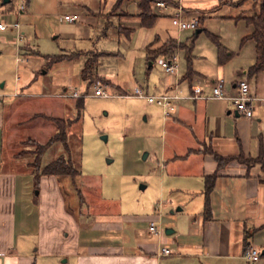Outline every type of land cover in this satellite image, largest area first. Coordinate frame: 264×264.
<instances>
[{
  "label": "crops",
  "instance_id": "0c3cea01",
  "mask_svg": "<svg viewBox=\"0 0 264 264\" xmlns=\"http://www.w3.org/2000/svg\"><path fill=\"white\" fill-rule=\"evenodd\" d=\"M103 1L104 11L99 8L92 13H109L117 0ZM162 1L168 8L158 7L166 9L160 15L155 12V2L150 4L151 12L156 15L155 23L163 15L171 19L176 7H182L188 17L201 18L202 22L222 11L225 14L219 17L235 25L244 24V34L240 36L236 50L223 45L230 54L224 63H218L216 52L213 59L216 67L211 72L193 70L196 75L188 81L182 79L185 69L182 73L178 72L176 78L178 89L184 95L190 93V85L196 78L203 84L205 95L210 94L215 79L222 78L228 81L227 85L246 79L250 94L261 98L255 104L253 116L249 119L240 117L229 102L221 100L182 99L176 104L173 113L168 116L170 119L165 120L163 125H169L179 148L172 149L160 162V193L164 195L165 191L168 192L166 204L178 206L176 212L187 207L188 212L185 217L170 222V228H167L170 233L163 235L160 230L159 234H151L154 241H147L136 236V228L125 225L124 219L128 220V217L120 213L104 212L99 206L91 211L87 204L86 209H82L79 190V202L69 209L68 198L63 195L61 185H66L68 178L73 183L75 178L42 174L37 179L32 166L34 148L29 145V153L24 155L12 152V131L17 124L13 117L18 112L17 107L31 104L33 109H39L38 112L30 111L32 119L28 125L35 133L44 136L45 128L42 129L35 118L43 116L41 111L44 107L51 108L52 100L46 94L24 95L17 88L13 96L23 95L27 98L25 102L4 103L0 100V264H37L38 257L44 258L41 264H264V176L259 165L247 168L232 160L219 169L213 155L205 151L209 148L223 157L242 155L245 158L262 156L264 159V71L248 74L255 61V43L249 39L241 44V39L252 32V26L239 17L252 15L256 0H244L239 5L235 3L241 0ZM122 10L111 15L108 24L104 21L98 38L110 37L109 29L124 32L126 36L136 30L149 29L141 24L136 0L123 3ZM72 14L78 15L76 12ZM200 26L199 23V33L204 30ZM147 36L143 46L146 57L148 45L157 47L169 37L182 42L169 36L159 43L158 35L154 41L146 42ZM176 56L177 61L180 56L184 57L183 51L178 50ZM15 61H20L18 54ZM15 80L18 83L20 78L17 76ZM175 80L171 76L165 78L159 94L170 93ZM68 87L64 86L62 91L68 90ZM60 94L55 97L64 98ZM55 104L60 107L57 102ZM54 131L55 128L47 131L49 137ZM30 138L28 141L32 144L34 140L43 144ZM5 146L8 153L4 150ZM43 156L41 166L48 163H42ZM22 158L27 159L20 166L17 162ZM7 162L13 165L6 168L4 163ZM19 171L26 173L27 177L32 175L33 203H30V185L27 181L19 183ZM214 173L217 177L208 196L206 211L204 178ZM31 205L36 207L35 215L30 213ZM148 225H145L147 231ZM248 245L260 251V258L254 263H248L242 257ZM162 247L169 248L171 254H160Z\"/></svg>",
  "mask_w": 264,
  "mask_h": 264
},
{
  "label": "rangeland",
  "instance_id": "374dc122",
  "mask_svg": "<svg viewBox=\"0 0 264 264\" xmlns=\"http://www.w3.org/2000/svg\"><path fill=\"white\" fill-rule=\"evenodd\" d=\"M104 4L103 0H0V22H18L23 32H20L22 40L18 43L15 29L0 31V100L4 103L25 102L27 98L23 95L13 96L17 88L24 95L51 96V108L44 107L41 111L44 117L35 118L39 126L45 128L44 136L35 133L28 125L32 119L30 111L38 112L39 109H33L31 104L17 107L18 112L13 117L17 124L12 131V152L29 153V147L34 148V143L28 141L30 137L43 143L49 137L47 131L55 128L53 122L46 118L58 116L71 120L66 128L68 151L56 143L46 151L42 160L46 164L64 154L79 170L73 183L68 178V181L64 180L68 186L61 185L63 195L68 198L69 209L79 202L81 192L82 209H86L87 204L91 211L99 206L104 212L120 213L128 217V220L124 219L125 225L136 228V236L154 241L145 225L154 221L166 235L165 229L170 228V222L185 217L188 212V207L176 212L178 206L166 204L168 192L165 191L164 195L160 193V162L179 145L178 141H174L169 125H163L170 117L163 118L159 106L132 96L131 92L140 87L148 94H159L165 78L169 76L156 63L159 57L148 59L145 56L143 46L146 34V42L154 41L157 35L159 43L169 36L188 42L195 31H178L170 18L163 15L152 28L136 30L129 36L109 29L110 37L98 38L104 21L108 24L111 15L123 11L122 6H112L109 13H92L99 8L104 11ZM164 10L157 7L155 12L160 15ZM73 12L80 17L77 21L63 19L64 14L72 15ZM221 12L205 19L202 24L200 22V28L204 30L194 39L192 49L191 67L195 71L211 72L216 67L213 59L217 50L206 32L218 36L221 44L230 50H236L239 38L244 34V24L235 25L219 17L225 14ZM80 50L108 51L114 55L95 60L93 74L84 82L80 72L87 59L85 55L47 65L45 55H70ZM17 54L18 62L15 61ZM178 66L180 73L186 69L183 56L178 58ZM17 76L20 78L18 83L15 80ZM64 86H69L68 92L77 90L88 94H92L96 87H102L109 97L56 98L55 95L60 94ZM78 99H83L81 108L77 107ZM55 102L60 107L57 108ZM7 148L4 147L6 153ZM144 153H147L145 158ZM26 159L22 158L17 163L21 166ZM4 165L10 168L13 164L7 162ZM19 172V183L27 181L30 185V203H33L32 175L27 177L23 171ZM35 212L36 207L31 205L30 213L35 215ZM43 259L38 257L37 264H41Z\"/></svg>",
  "mask_w": 264,
  "mask_h": 264
},
{
  "label": "trees",
  "instance_id": "16d2710c",
  "mask_svg": "<svg viewBox=\"0 0 264 264\" xmlns=\"http://www.w3.org/2000/svg\"><path fill=\"white\" fill-rule=\"evenodd\" d=\"M131 0H117L114 4V7H121L123 3ZM156 0H136L137 8L139 10L138 17L140 18L141 24L150 28L154 25L156 20V15L151 12L150 4ZM244 0H241L235 4L239 5ZM255 11L252 15L244 16L240 15V18L245 19L246 24L252 26V32L241 39V44L246 40H253L255 43V61L248 69V74L253 75L255 73L264 71V0H256L254 2ZM199 23L202 24V19H198ZM123 29V28H122ZM203 31V30H202ZM210 37L212 42L215 44L217 50V59L218 63L222 64L227 60L230 54L227 53V49L221 44L219 37L206 32ZM196 36H192L188 42H178L174 38L165 39L159 46L150 47L146 46L148 59H155L157 57H173L176 53V50L184 51V59L186 61V71L182 79L191 81L196 73L191 67L192 60V49L194 45V39ZM82 55L87 56L84 67L80 72V77L83 81L89 80L92 76V71L95 68V60L101 57H108L114 55V53L108 51H94V50H80L73 54L59 53L56 55H45L48 59L47 65L53 63L63 62L65 60L71 61L81 57ZM109 84V83H107ZM83 99L77 100V107L81 108ZM50 121L55 125V131L49 137V139L43 143H35L32 154L34 155V160L32 162L33 168L36 170V178L38 179L40 175H59V176H70L72 179L76 178L79 175V170L76 169L69 157H66L64 154L59 155L52 161L48 162L45 166H41V158L44 153L55 143H60L65 151H68L67 147V134L66 128L71 120L64 119L60 117H48ZM206 152L213 155L215 161L217 162V167L220 169L224 167L228 162L232 160H237V162L244 164L247 168H250L253 165H259L260 170L264 176V159L262 156L256 158H245L242 155L236 157H223L211 149L207 148ZM217 177L216 173L212 175H207L204 178V189L203 192L206 198L205 210L208 211V196L214 186L215 178Z\"/></svg>",
  "mask_w": 264,
  "mask_h": 264
},
{
  "label": "built area",
  "instance_id": "2783aa9c",
  "mask_svg": "<svg viewBox=\"0 0 264 264\" xmlns=\"http://www.w3.org/2000/svg\"><path fill=\"white\" fill-rule=\"evenodd\" d=\"M155 6L165 7V2L156 1ZM63 19L68 22H75L79 19L76 14L64 15ZM171 24L178 30L183 31L186 29L196 30L199 27V21L195 17H188L186 11L182 7H176L175 12L171 16ZM15 29L17 31L18 43L22 40L20 31V25L18 22L11 24L0 22V30L4 29ZM21 32V33H20ZM18 50V47H17ZM156 63L171 77H175L173 82L172 91L170 93H162L158 95L148 94L144 89L135 87L131 92L132 96L143 98L149 104H156L161 107L163 116H170L176 104L182 99L191 100H202V99H213L229 102L235 111V113L243 118H251L255 109V104L261 100V98L252 96L249 92V83L246 79H240L234 82L232 85H227L222 78L215 79L212 81L210 94H204V86L199 79H194V83L190 85V93L184 95L178 89L177 75L179 72L177 56L173 57H161L158 58ZM130 92V91H129ZM64 98H77L84 96H95V97H109V94L102 88L96 87L92 94H88L85 91H71L68 92L66 89L60 94ZM148 231L153 234H159L160 229L155 225L154 221H150L148 225ZM160 254L167 256L171 254V251L167 247L160 249ZM242 257L248 263H254L260 258V251L252 245L245 247L242 253Z\"/></svg>",
  "mask_w": 264,
  "mask_h": 264
},
{
  "label": "water",
  "instance_id": "95a60500",
  "mask_svg": "<svg viewBox=\"0 0 264 264\" xmlns=\"http://www.w3.org/2000/svg\"><path fill=\"white\" fill-rule=\"evenodd\" d=\"M6 1H8V0H3V2H6ZM200 31H201V29L198 28V29L195 31V33H199ZM102 138L105 139L106 137H105V136H102ZM146 155H147V153H144L143 158H145ZM165 232H166V233H170L171 230L167 229Z\"/></svg>",
  "mask_w": 264,
  "mask_h": 264
}]
</instances>
